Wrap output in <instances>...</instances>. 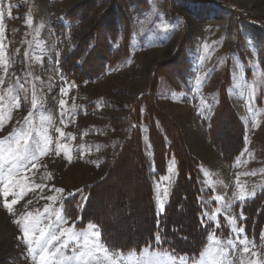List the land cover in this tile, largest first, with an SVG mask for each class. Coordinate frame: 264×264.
<instances>
[{
    "label": "rangeland",
    "instance_id": "1",
    "mask_svg": "<svg viewBox=\"0 0 264 264\" xmlns=\"http://www.w3.org/2000/svg\"><path fill=\"white\" fill-rule=\"evenodd\" d=\"M222 1L0 0V10L3 11L0 40L5 46L7 61L6 65L0 63V77L4 79V84L0 85V96H4L0 101V116L3 117L0 138L19 129L24 124V117L31 112L29 126L41 131L47 129L52 140L51 150L37 161L40 167L30 173H21V177L27 175L31 178L33 183L29 186L33 190L27 191L23 198L7 197L9 202L19 200L13 206L12 214L3 207L5 197L0 195V264H33L26 245L17 239L21 235L19 225L13 222L25 212L35 213L49 205L50 209H62L66 227L74 225L77 231H88L89 223L98 225L91 219L83 221L81 216L88 200L84 201L82 196L89 198L90 188L93 198L86 214L95 215L103 222L109 219L110 223L105 226L107 230L109 227L118 230L117 236L124 238V225L127 224L130 231H136V224L149 218L148 214L135 211L137 204L131 191H141L137 187L142 182L143 167L130 155L132 149L127 147L117 165L110 169L122 143L131 137L133 125L142 132L155 215L163 214L158 211L157 197L163 198L167 188L166 205L176 177V163L173 165L175 160L169 158L165 172L155 173L146 128L142 121L137 124L131 116L134 103L146 91L149 78L157 73L161 64L170 60L183 39L187 40L188 65L180 73L183 78L176 77L179 88L173 89L159 79L155 107L175 122L190 154L198 160L196 172L201 190L202 218L208 226L206 238L214 233L225 245L230 239L236 240L233 226L225 217L237 215L253 199H233V192L238 190L237 179L248 191L255 190V197L264 192V0ZM117 8L127 16L129 33L125 38V31L119 29L113 36L111 48L125 41V55L118 56L113 65H106L99 73L80 80L63 73L60 64L76 51L79 43L85 47L78 56L76 64L79 65L93 47L88 38L92 37V29L100 25L101 20H106L104 16L110 10L116 16ZM70 12L69 19L67 14ZM28 18L32 19L30 25L25 23ZM165 24L168 30H164ZM57 53L59 63H56ZM228 63L231 82L226 90L227 98L242 126V144L229 162L225 156L239 147L240 127L232 117L226 119L233 123L226 122L223 119L225 112H220L211 135L221 150L210 142L214 110L219 103V86ZM197 77L201 81L199 84L196 83ZM10 85L11 94L8 92ZM249 85L255 87L252 111L248 110ZM61 88L67 89L66 95L61 94ZM13 95L19 98V108L13 107ZM60 99L66 101L64 116H61ZM143 112L140 110L141 114ZM48 116L51 121L46 119ZM56 127L70 134L60 141L70 148V160L63 150L60 155L56 154V138L60 135L55 131ZM33 137L38 139L35 131ZM128 163L136 166L130 167ZM253 172L256 174L252 175ZM48 174H51L50 178ZM132 174L136 181L124 184L123 180ZM23 183L28 185L27 180ZM35 184L47 187L36 189ZM55 188L63 189V192L57 193L53 190ZM113 188L124 197L121 203L124 215L120 219L119 209L106 212ZM81 189L82 192L78 191ZM216 195L232 200L231 209L225 210L224 205L217 203L213 199ZM47 196H56L57 199L53 203L46 199ZM185 204L191 208L190 202ZM217 207L221 208V213L216 214L215 220H210L208 217ZM262 210L259 229L252 220L249 231L241 236V239L246 236L249 252L243 253L242 246L237 244L235 252L229 249V261L234 259L235 264H240L241 259L244 264L256 259L264 261V208ZM181 214L183 216L177 221L184 223L190 213L183 211ZM243 216L246 219L242 221L237 216V224L245 227L247 216L244 213ZM52 218L55 219L54 214ZM147 220V227L151 230V219ZM112 228H109L110 232ZM178 228L183 229L180 225ZM101 242L106 243L102 238ZM106 244L110 249L123 252L122 264H141L144 255L140 249L148 245L141 246L135 255L130 256L131 250L123 251ZM206 245L211 254L216 245L208 240ZM155 251L169 250L155 246L153 238L148 257L155 258L151 255ZM253 252L258 253V257H254ZM196 258L199 259L198 255ZM158 259L162 264H173L164 256ZM175 264H179L178 260ZM205 264H208L207 259Z\"/></svg>",
    "mask_w": 264,
    "mask_h": 264
},
{
    "label": "trees",
    "instance_id": "2",
    "mask_svg": "<svg viewBox=\"0 0 264 264\" xmlns=\"http://www.w3.org/2000/svg\"><path fill=\"white\" fill-rule=\"evenodd\" d=\"M222 2L223 1L221 0L220 3ZM121 11L118 10L116 16L113 14V10H110V12L105 14L104 17L106 20H101L100 25L96 26L95 29H92L93 31L90 34L92 37L88 36L89 40L93 43V47L88 51L84 60L79 65L76 64L79 58L78 56H81L85 48L81 47L78 43L76 51L71 54L65 62L60 64L63 73L69 74L80 80L86 76H92L99 73L106 65H113L118 56L125 55L124 53L127 49L126 44H124L125 41L124 43H121L122 46L119 44L116 48H111L112 39H114L113 36H115L119 29L125 31V38H127L129 33L127 16ZM70 15L71 12L67 14L69 19L71 18ZM186 46L187 40L183 39L170 60L161 64L160 67H158L157 73H154L152 77L149 78L146 91L138 98V101L136 100L134 103V110L131 116L135 123L139 124V121H142L146 128L147 140L152 152L151 159L154 164L155 173L159 174L165 172L169 158H173L176 163V177L171 187V192L164 207L163 214L158 217L154 212L153 190L150 182V172L148 171V158L143 151L142 132L140 128H134L131 137L122 143L110 169L117 165L126 148L130 147L132 149L130 155L143 167L141 175L142 182L138 184L140 188L137 187L138 190L141 189V191L135 192L134 189L131 191V193L133 192V197L137 204L135 211L148 214L149 218L147 219L152 220V222L150 220L151 230L147 227L148 220L146 218L141 219V221L136 224L137 226L135 225L137 228L136 231L134 230L135 232L132 230L130 231L127 224L124 225V238H122L121 235L117 236L119 231L116 229L114 230L112 227L109 228H112L113 231L110 232L109 228L107 230L105 223L108 225L107 223H110L109 219H106L107 222H103L102 219L95 217V215L86 214L89 203L93 198L91 191L92 188L89 189V198L81 212L83 221L91 219L99 225L103 241L123 251L132 249L137 250L149 242L152 244L154 235L157 231L160 232L163 240L160 245L155 244V246L172 251L176 255L188 254L189 257H192L193 255L197 256L199 251H201L207 243L206 236L208 233V226L202 218V203L200 199L201 190L196 172L198 160L190 154L183 141L178 126L165 113L155 107L154 101L159 79L164 80L167 85L173 89L179 88L176 77L183 78L180 73L182 70H185L188 65ZM230 82L228 63L222 75V82L219 86V103L214 110L212 126L210 129V142L216 148L221 150V146L216 145L211 137L212 131L215 129V121L220 112H225L226 115H223V119L226 122L230 121L226 118L232 117L233 121L240 127V136L238 139L239 147L235 151L233 150L229 156H225V159L228 162L237 154L242 144V126L240 125V122L227 98L226 90L230 85ZM141 107H144L143 114L140 113ZM233 121L231 120L229 123H233ZM226 125L227 124L224 126ZM128 165L133 168L136 166V164L129 163ZM134 179H136V176L132 174L128 179L125 178L123 183L126 184L129 181L134 183L136 181ZM104 180L100 181V183L102 184ZM111 191L112 194L106 212L108 211V213H110L113 210L119 209L118 218L120 219L124 215V207L121 205L124 197L117 188H113ZM263 195L264 192L263 194H258L249 203L243 206V213L247 216L246 226L244 227L245 232L249 231L248 229L251 225L250 221L252 220L256 223L257 229H259L258 227L263 212L262 209L264 208V205H262L264 202ZM185 202H190L191 208H188ZM146 203L149 204V207ZM183 211L185 214L189 212L190 216L186 215L187 217L185 219L183 218L184 223H179L177 220L183 216L181 214ZM156 222L158 225H155ZM178 225L183 227V229L179 230ZM131 227L134 228V225Z\"/></svg>",
    "mask_w": 264,
    "mask_h": 264
},
{
    "label": "snow or ice",
    "instance_id": "3",
    "mask_svg": "<svg viewBox=\"0 0 264 264\" xmlns=\"http://www.w3.org/2000/svg\"><path fill=\"white\" fill-rule=\"evenodd\" d=\"M9 16L11 12L9 11ZM3 18V11L0 10V19ZM26 24H32V19L28 18L25 21ZM164 30H168V25L165 24ZM3 30L0 29V32ZM57 55L56 63H59ZM28 56V52H25V57ZM130 62V61H129ZM0 63L7 64L5 59V46L3 41L0 40ZM5 71L7 69L5 68ZM197 84L201 83L199 77H197ZM4 84L3 77H0V85ZM17 84H20L19 79H17ZM11 85L9 86L8 92L11 94ZM23 88V85H20ZM60 92L62 95H66L67 89L61 88ZM255 87L254 85H249V96H248V105L249 111H252L251 103L254 99ZM4 100V96H0V101ZM13 107L19 108L20 102L19 98L15 95L12 96ZM59 105L61 108V116L65 115V105L66 101L64 99L59 100ZM33 106H36L35 100H33ZM143 111V109H141ZM32 113L24 117V124L19 129H14L13 133H9L7 137L0 138V195L5 197L3 207L10 213H13V206L16 205L19 200L12 199L11 202L7 200L9 195L13 197L23 198L27 191L33 190L29 185L33 183L31 178L27 175L21 177V173H30L33 170H36L40 165L37 161L41 156L46 155L51 149L50 145L52 140L48 135L47 129L37 130L29 126L30 118ZM9 118L10 115H9ZM51 121V116L46 117ZM63 123V120H61ZM132 127H137L133 125ZM3 128V117L0 116V130ZM36 132L38 137H33V132ZM55 131L60 135L56 138V154L60 155L61 150L64 151V155L67 159H71L70 148L67 144H61V138L70 135L62 131L61 128L56 127ZM173 161V165H174ZM30 165V167H29ZM172 171V169H169ZM256 173L253 172L252 175ZM207 175V174H206ZM51 177V174H48V178ZM24 180L28 181V185L23 183ZM47 187L42 184H35L36 189H41ZM10 189L12 191L10 192ZM15 189H19L17 192ZM237 191L233 192V199L236 201H246L247 199L254 198L256 195L255 190L248 191L246 187H243L239 184V179H237ZM57 193H62L63 189L55 188L53 189ZM82 192L83 190H78ZM76 193H70L69 195H75ZM168 195V189H164V197H157L158 211L163 213L165 207V198ZM45 198V197H42ZM46 199L51 202L56 201V196H47ZM82 199L86 201L87 196H82ZM213 199L224 205V209L228 210L232 207V200H225L224 196L216 195ZM31 203V201H29ZM221 213V208L217 207L215 212L209 216L210 220H215L216 214ZM55 216V219L52 216ZM237 216L242 221L246 219L243 216V210L241 209L240 213L237 215H227L225 218L227 222L232 225V231L236 236V240H228L226 245L218 240L215 237L214 233H211L207 240L216 245L211 250L209 254V249L207 245L199 251L198 257L193 255L189 257L188 254H183L178 258L175 257L172 251L160 252L155 251L151 255L155 258H149V248L152 247L151 242L148 243L143 249H140V252L144 255V258L141 261V264H162L158 259L160 256H164L171 261L173 264L178 260L179 264H188V261L191 259V264H205L207 259L208 264H235L234 259L229 261V249L233 252L236 251V245L239 244L242 246L243 253L249 252V242L244 236V239H241V236L244 235L245 229L242 226L237 224ZM47 220V223L44 221ZM19 225L21 235L17 239L22 240L24 245H26L27 255L31 257L33 264H122L123 261V252H117L113 249H110L106 243L101 242V231L99 226L93 223L87 225L88 231H77L73 226H64L66 224L65 217L62 215V209H54L49 205H45L43 210H37L35 213L29 211L22 214L20 219L13 221ZM203 223V222H202ZM219 227V225H217ZM155 244H161V235L159 233L155 234ZM262 239H264V233H262ZM253 247L255 244L253 242ZM136 249H133L129 252V255H135ZM254 257H258V253L253 252ZM240 264H244L243 259H241ZM250 264H264V261L256 259L251 261Z\"/></svg>",
    "mask_w": 264,
    "mask_h": 264
}]
</instances>
